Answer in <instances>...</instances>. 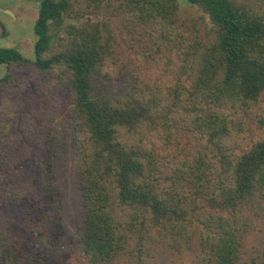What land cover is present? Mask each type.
<instances>
[{
    "label": "trees",
    "instance_id": "1",
    "mask_svg": "<svg viewBox=\"0 0 264 264\" xmlns=\"http://www.w3.org/2000/svg\"><path fill=\"white\" fill-rule=\"evenodd\" d=\"M35 10L33 58L0 48V264H264V0Z\"/></svg>",
    "mask_w": 264,
    "mask_h": 264
},
{
    "label": "rangeland",
    "instance_id": "2",
    "mask_svg": "<svg viewBox=\"0 0 264 264\" xmlns=\"http://www.w3.org/2000/svg\"><path fill=\"white\" fill-rule=\"evenodd\" d=\"M41 0H0V48H16L25 56L33 58V48L36 37L33 33L34 20L37 16L35 6ZM8 6L7 9L2 7ZM180 16L188 24L193 25L197 20H202L203 14L195 7L182 3ZM198 22V23H199ZM204 22V21H203ZM201 21V23H203ZM200 28V25H198ZM160 45V44H159ZM6 69L0 68V79ZM2 119H5L2 118ZM13 211V221H18L16 210ZM185 261L183 264H189ZM172 264H177L174 260ZM191 264V263H190Z\"/></svg>",
    "mask_w": 264,
    "mask_h": 264
}]
</instances>
